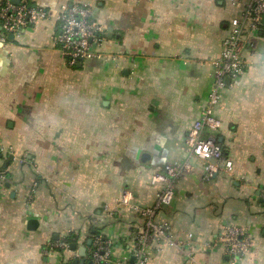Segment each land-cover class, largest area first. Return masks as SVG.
Wrapping results in <instances>:
<instances>
[{"label": "crops", "instance_id": "obj_1", "mask_svg": "<svg viewBox=\"0 0 264 264\" xmlns=\"http://www.w3.org/2000/svg\"><path fill=\"white\" fill-rule=\"evenodd\" d=\"M30 1L49 17L0 44V264H74L94 232L113 262L130 264L144 220L122 199L151 207V177L182 161L192 168L155 219L173 244L151 241L148 264H232L218 240L226 225L252 241L235 264H264V26L250 34L238 85L221 94L219 130L203 132L232 172L208 177L185 145L238 15L232 3L251 0ZM83 3L106 41L101 59L71 68L52 37L60 8ZM71 236L75 251L53 248Z\"/></svg>", "mask_w": 264, "mask_h": 264}, {"label": "built area", "instance_id": "obj_2", "mask_svg": "<svg viewBox=\"0 0 264 264\" xmlns=\"http://www.w3.org/2000/svg\"><path fill=\"white\" fill-rule=\"evenodd\" d=\"M30 2L19 0L18 4H14L12 0H0V44L6 45L10 40L18 39L25 29L49 17L45 9L35 7ZM232 5L238 15L230 21L221 52L211 62L212 86L207 95L206 105L185 139L190 156L204 164L208 177L216 175L221 168L228 173L232 172V162L224 156L222 146L213 136L204 137L203 132L219 130L221 124L215 112L220 106L221 94L227 88L236 87L244 74L247 64L244 50L254 48L255 40L250 38V34L260 31L264 14V0H251L245 4L233 2ZM56 26L57 32L52 37L53 45L69 67L74 68L87 61L102 58L97 49L105 43L106 33L102 25L93 19L89 4L63 5L56 16ZM227 79L229 84L226 83ZM2 151L0 147V152ZM191 168L189 161L174 162L166 166L163 174L153 175L150 185L159 186L160 189L151 207L142 208L130 204L126 197L122 199V203L130 211L137 213L144 220V229L135 239L132 253L134 262L130 264H148L147 250L151 241L173 244L169 223L157 222L155 219L164 207L171 205L175 181ZM261 199L264 205V190ZM218 240L224 246V251L232 264L246 257L252 248L248 233L233 225L224 226ZM91 241L86 257L87 264H129L127 260L113 262L110 250L100 235H92ZM53 248H69V244L59 241ZM191 263L192 260L189 258L185 264Z\"/></svg>", "mask_w": 264, "mask_h": 264}, {"label": "water", "instance_id": "obj_3", "mask_svg": "<svg viewBox=\"0 0 264 264\" xmlns=\"http://www.w3.org/2000/svg\"><path fill=\"white\" fill-rule=\"evenodd\" d=\"M12 2L14 4H18L19 0H12ZM261 23H262V26H264V14L262 16V22ZM226 83L229 84V80L228 79L226 80ZM34 224H36V223L33 220L28 222V226H31V225L34 226ZM91 243H92V241L89 240L87 242V247H90ZM70 249H71V251H75L76 250V246L75 245H71ZM86 257H87V248L86 247L79 248L78 249V258H80V260H76L74 262V264H85ZM133 262H134V257H131L130 258V263H133Z\"/></svg>", "mask_w": 264, "mask_h": 264}, {"label": "trees", "instance_id": "obj_4", "mask_svg": "<svg viewBox=\"0 0 264 264\" xmlns=\"http://www.w3.org/2000/svg\"><path fill=\"white\" fill-rule=\"evenodd\" d=\"M93 235L96 236V235H98V233L97 232H94ZM64 241L66 243H69V245H71L72 243H75V241H73V237L72 236L71 237H68V238H65Z\"/></svg>", "mask_w": 264, "mask_h": 264}]
</instances>
